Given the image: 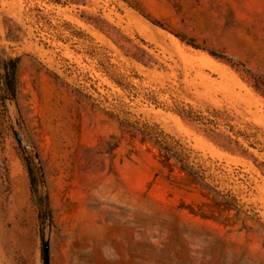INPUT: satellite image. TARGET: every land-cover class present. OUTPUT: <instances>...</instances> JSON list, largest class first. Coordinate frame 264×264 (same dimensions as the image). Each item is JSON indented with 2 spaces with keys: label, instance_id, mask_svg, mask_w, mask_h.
<instances>
[{
  "label": "rangeland",
  "instance_id": "obj_1",
  "mask_svg": "<svg viewBox=\"0 0 264 264\" xmlns=\"http://www.w3.org/2000/svg\"><path fill=\"white\" fill-rule=\"evenodd\" d=\"M263 91L264 0H0V264H43L45 236L49 264H264ZM175 102L230 115L253 157ZM133 125L178 139L237 206L191 210L210 198Z\"/></svg>",
  "mask_w": 264,
  "mask_h": 264
},
{
  "label": "trees",
  "instance_id": "obj_2",
  "mask_svg": "<svg viewBox=\"0 0 264 264\" xmlns=\"http://www.w3.org/2000/svg\"><path fill=\"white\" fill-rule=\"evenodd\" d=\"M55 2H72V3H81L85 4L87 0H54ZM138 9V8H137ZM141 14L148 18L151 22L161 25L156 19H152L148 14L144 13L142 10L138 9ZM96 24L101 28L110 32L108 28H105L98 21H95ZM73 35L83 34L81 30L71 29ZM180 37L181 40H185L187 43L197 46L192 41L185 39L184 37L176 34ZM138 48H141L137 46ZM208 52L216 57L224 58L227 60H233L231 55H228L223 52L208 50ZM133 57L138 60L144 61L145 63H156L155 59L150 53H148L147 58H143L140 55L131 54ZM235 64H242L239 60L233 61ZM17 63L18 57L9 59L6 62V77H7V86L13 91L16 82L17 76ZM245 66V65H244ZM262 82L260 79H254L253 85L256 89L262 90ZM264 92V91H263ZM172 110L180 115L183 119L197 125L198 128L207 132L212 139L224 149L240 154L243 156H252L253 153L249 151V148L244 145L240 137L247 139L251 133H247L241 129H234V125L231 123L232 117L228 114L223 113L215 107H207V109H197L186 103L175 102L171 106ZM226 124L230 132H226L223 129L219 128L220 123ZM134 133H141L142 139L152 140L159 149V161L164 167H167L169 171L173 170L175 167L179 169L182 173L180 175H167L172 181L177 182L183 185H196L202 189V194L210 198L211 202L203 203L208 205L207 209H204L202 205L199 209L194 210L199 213H219L217 210L231 209L236 207V198L231 195L230 192L223 191L218 188L217 184L213 183L211 174L206 173V169L201 164H196L193 160L190 159L191 153L190 149L183 145L178 139H169L167 135L163 134L162 131H159L148 125L140 127L138 125H133ZM254 141H249L248 146L255 147ZM257 165H259L257 163ZM260 166V165H259ZM264 174V171H262ZM31 184L33 185V180L31 178ZM192 208V207H191ZM199 210V211H198ZM43 264H49L48 258V249H45L43 245Z\"/></svg>",
  "mask_w": 264,
  "mask_h": 264
},
{
  "label": "water",
  "instance_id": "obj_3",
  "mask_svg": "<svg viewBox=\"0 0 264 264\" xmlns=\"http://www.w3.org/2000/svg\"><path fill=\"white\" fill-rule=\"evenodd\" d=\"M17 134L19 135V132L17 131ZM44 246H45V249H48L49 248V239H48V236H45L44 237Z\"/></svg>",
  "mask_w": 264,
  "mask_h": 264
},
{
  "label": "bare ground",
  "instance_id": "obj_4",
  "mask_svg": "<svg viewBox=\"0 0 264 264\" xmlns=\"http://www.w3.org/2000/svg\"><path fill=\"white\" fill-rule=\"evenodd\" d=\"M1 203L3 204V201H2V199H0V205H1Z\"/></svg>",
  "mask_w": 264,
  "mask_h": 264
}]
</instances>
